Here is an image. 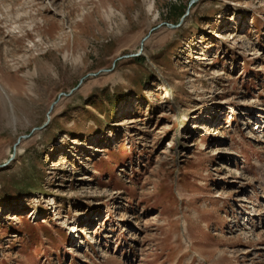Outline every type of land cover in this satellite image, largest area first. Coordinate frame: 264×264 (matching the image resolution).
I'll list each match as a JSON object with an SVG mask.
<instances>
[{
    "label": "rangeland",
    "instance_id": "1",
    "mask_svg": "<svg viewBox=\"0 0 264 264\" xmlns=\"http://www.w3.org/2000/svg\"><path fill=\"white\" fill-rule=\"evenodd\" d=\"M192 1L0 0V264H264V0Z\"/></svg>",
    "mask_w": 264,
    "mask_h": 264
},
{
    "label": "water",
    "instance_id": "2",
    "mask_svg": "<svg viewBox=\"0 0 264 264\" xmlns=\"http://www.w3.org/2000/svg\"><path fill=\"white\" fill-rule=\"evenodd\" d=\"M198 1H199V0H193V1L190 3L189 8H191V7H192L196 2H198ZM187 14H189V11H188ZM171 27L174 28V26H171ZM149 37H150V34L146 37L145 41H146ZM133 57H134V56H133ZM91 76H96V74L91 75ZM85 79H86V78H83V79L80 81L79 86H81V85L84 83ZM55 105H56V103L52 105L51 110H50V113H51V111L54 109V106H55ZM49 120H50V117H49ZM23 138H26V137H23ZM20 142H21V140L19 139L17 145H18ZM17 145H16V146H17Z\"/></svg>",
    "mask_w": 264,
    "mask_h": 264
},
{
    "label": "trees",
    "instance_id": "3",
    "mask_svg": "<svg viewBox=\"0 0 264 264\" xmlns=\"http://www.w3.org/2000/svg\"><path fill=\"white\" fill-rule=\"evenodd\" d=\"M188 8H189V6L187 7V6H182L181 8H180V15H186L187 14V11H188Z\"/></svg>",
    "mask_w": 264,
    "mask_h": 264
}]
</instances>
